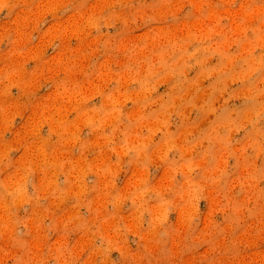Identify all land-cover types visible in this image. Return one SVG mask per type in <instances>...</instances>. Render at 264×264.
<instances>
[{
	"label": "rangeland",
	"instance_id": "1",
	"mask_svg": "<svg viewBox=\"0 0 264 264\" xmlns=\"http://www.w3.org/2000/svg\"><path fill=\"white\" fill-rule=\"evenodd\" d=\"M0 4V264H264V0Z\"/></svg>",
	"mask_w": 264,
	"mask_h": 264
},
{
	"label": "clouds",
	"instance_id": "2",
	"mask_svg": "<svg viewBox=\"0 0 264 264\" xmlns=\"http://www.w3.org/2000/svg\"><path fill=\"white\" fill-rule=\"evenodd\" d=\"M4 5L3 4H0V7H3Z\"/></svg>",
	"mask_w": 264,
	"mask_h": 264
}]
</instances>
